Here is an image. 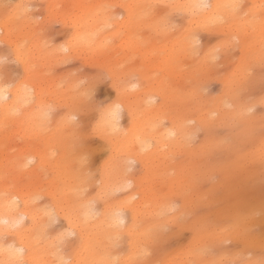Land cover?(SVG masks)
Segmentation results:
<instances>
[{"label":"clouds","instance_id":"1","mask_svg":"<svg viewBox=\"0 0 264 264\" xmlns=\"http://www.w3.org/2000/svg\"><path fill=\"white\" fill-rule=\"evenodd\" d=\"M0 264H264V0H0Z\"/></svg>","mask_w":264,"mask_h":264}]
</instances>
